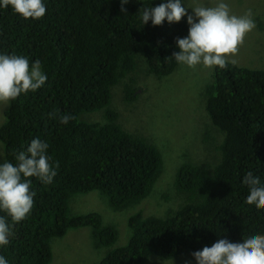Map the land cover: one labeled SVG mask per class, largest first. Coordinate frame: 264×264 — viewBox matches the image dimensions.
I'll use <instances>...</instances> for the list:
<instances>
[{"label":"trees","instance_id":"obj_1","mask_svg":"<svg viewBox=\"0 0 264 264\" xmlns=\"http://www.w3.org/2000/svg\"><path fill=\"white\" fill-rule=\"evenodd\" d=\"M45 3L39 20L0 9V52L26 56L30 63L39 60L48 77L35 93L0 110L5 160L13 161L15 150L39 136L49 144L57 171L47 186L31 178L33 208L13 228L9 245L0 248L9 264H49L51 241L69 230L89 227L97 247H110L117 239L113 225H103L97 213H70V199L96 190L121 211L148 195L161 173L162 157L146 138L120 126L118 113L108 108L111 90L124 83L123 99L130 102L140 92L134 87L138 76L163 78L179 70L170 56L178 50L176 39L188 30L184 17L142 26L139 10L161 0H128L126 12L120 11V0ZM253 18L254 30L262 31L263 15ZM238 64L212 70L204 88L205 110L220 138L202 132L199 142L213 153L179 164L177 208L162 215L136 209L127 218L126 243L88 264H165L177 256L192 257L219 238L235 242L249 232H264V208L244 202L248 188L241 182L249 171L264 180V69ZM99 109H105L102 123L78 119L81 112ZM50 112L73 119L61 125Z\"/></svg>","mask_w":264,"mask_h":264},{"label":"clouds","instance_id":"obj_2","mask_svg":"<svg viewBox=\"0 0 264 264\" xmlns=\"http://www.w3.org/2000/svg\"><path fill=\"white\" fill-rule=\"evenodd\" d=\"M127 3L128 0H120L121 12H126L123 5ZM0 9H10L21 19L39 20L45 15L46 3L45 0H0ZM182 17L188 25L187 35L176 39L178 50L170 57L177 65L203 67L211 72L226 68L229 62L235 63L229 58L237 53L245 35L256 26L251 9L243 15L232 14L227 0H215L214 6L190 5L187 0H161L156 6H145L139 10L142 26L149 21L153 26L165 21L177 23ZM47 79L39 60L30 63L26 56L0 52V103L8 104L21 95L35 93ZM205 99L203 94L202 104H205ZM48 115L61 125H67L73 119L70 114L50 112ZM48 148L49 144L37 136L13 152L14 162H0V248L9 245L14 235L13 228L33 208L36 192L31 178L47 186L57 175L50 162ZM241 182L248 188L244 202L264 208V180L249 171ZM191 256L195 264H264V232H249L235 242L219 238L193 251ZM0 264H9L3 255H0Z\"/></svg>","mask_w":264,"mask_h":264},{"label":"rangeland","instance_id":"obj_3","mask_svg":"<svg viewBox=\"0 0 264 264\" xmlns=\"http://www.w3.org/2000/svg\"><path fill=\"white\" fill-rule=\"evenodd\" d=\"M131 1V0H129ZM135 1V0H134ZM230 11L243 15L251 9L253 17L263 15L264 0H227ZM190 5L203 4L214 6L215 0H187ZM191 13V9H188ZM260 13V14H257ZM264 27V26H263ZM233 59L240 66L250 65L264 69V28L262 31L248 32ZM260 67V68H259ZM210 69L181 66L169 76L158 78L154 74L138 76L134 87L140 88L138 96L130 102L123 99L124 83L120 81L112 87L108 108L118 113L120 126L136 135L143 136L156 146L162 157V170L150 194L134 208L115 211L105 197L93 190L86 194H76L69 202L70 213H97L103 225L112 224L117 239L110 247H97L89 227L69 230L64 237L51 241L52 259L49 264H88L101 260L107 249L124 245L128 236L127 218L141 208L144 215H162L174 210L180 201L174 180L179 164L190 161H203L212 152L199 142L202 132L220 138L208 119L203 91L212 80ZM4 104L0 103V110ZM6 105V104H5ZM104 110L85 111L78 115L80 121L104 122ZM0 112V121H2ZM1 125V124H0ZM211 131V132H210ZM219 132V131H218ZM222 135V134H221ZM5 161L3 146L0 142V162ZM71 234L67 236L70 232ZM165 264H195L194 258L177 256L165 260Z\"/></svg>","mask_w":264,"mask_h":264}]
</instances>
